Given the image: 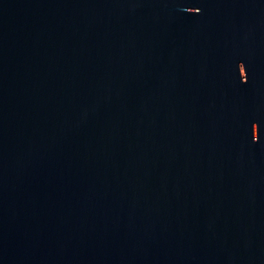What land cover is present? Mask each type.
Returning <instances> with one entry per match:
<instances>
[{
	"label": "water",
	"instance_id": "water-1",
	"mask_svg": "<svg viewBox=\"0 0 264 264\" xmlns=\"http://www.w3.org/2000/svg\"><path fill=\"white\" fill-rule=\"evenodd\" d=\"M0 264H264V0H0Z\"/></svg>",
	"mask_w": 264,
	"mask_h": 264
}]
</instances>
